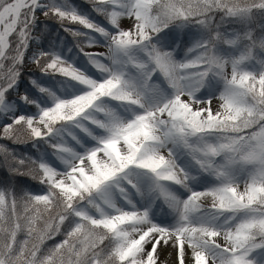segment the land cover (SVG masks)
<instances>
[{"label": "rangeland", "instance_id": "rangeland-1", "mask_svg": "<svg viewBox=\"0 0 264 264\" xmlns=\"http://www.w3.org/2000/svg\"><path fill=\"white\" fill-rule=\"evenodd\" d=\"M16 1L0 0V142L35 152L23 164L76 220L39 261L80 264L109 234L105 264H264V24L245 51L156 26L162 0H19L14 17ZM41 23L75 44L47 49ZM17 52L24 77H4Z\"/></svg>", "mask_w": 264, "mask_h": 264}, {"label": "trees", "instance_id": "trees-1", "mask_svg": "<svg viewBox=\"0 0 264 264\" xmlns=\"http://www.w3.org/2000/svg\"><path fill=\"white\" fill-rule=\"evenodd\" d=\"M166 5L171 6L172 11L161 14L159 8H150V17L156 26H182L208 41L220 38L225 32H232L236 46L245 51L254 45L264 24V0H162L156 7ZM39 27L41 35L50 33L46 23H41ZM6 59L9 62L3 69V76L19 79L22 76L18 72L19 52ZM256 106L261 113L264 111L263 104L257 102ZM253 119L255 116L250 118L251 121ZM256 120L253 124L264 123V118ZM253 124L247 129H252ZM18 146L16 141L0 142V264H42L37 254H49L57 245L55 243H63L68 227H72L76 220L64 201L56 197L54 189L33 177L36 171L27 169L26 165L36 162L33 157L35 152H21ZM11 157L20 160L21 164H13ZM40 195L49 199L47 206L38 210L21 209L24 204L20 200ZM44 214L47 215L43 217ZM104 239L101 245L86 248L83 253L81 251L82 255L78 254L76 262L81 264L94 260L97 264H105L103 252L110 250L109 243L114 245L116 242L109 234ZM22 241L37 248L33 254L27 253L29 259L18 263L12 256L15 255V247ZM106 264L117 263L106 261Z\"/></svg>", "mask_w": 264, "mask_h": 264}, {"label": "bare ground", "instance_id": "bare-ground-1", "mask_svg": "<svg viewBox=\"0 0 264 264\" xmlns=\"http://www.w3.org/2000/svg\"><path fill=\"white\" fill-rule=\"evenodd\" d=\"M19 6H20V1L18 0V1H16L14 4H13V6L11 7V11H12V13L14 14V17L16 16V12H17V10H18V8H19ZM3 35L1 34V32H0V45L2 46V49L4 48L3 47V40H2V37ZM76 147H78V146H76ZM177 184H179V183H177ZM175 185V183H173V185L174 186H178V187H182V189H186V190H188V188H189V186L188 185H181V184H179V185ZM186 200H181L180 201V203L182 204L183 202H185ZM127 206V205H126Z\"/></svg>", "mask_w": 264, "mask_h": 264}]
</instances>
